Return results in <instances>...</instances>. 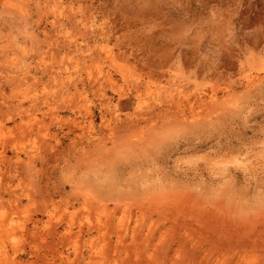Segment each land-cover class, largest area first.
Returning <instances> with one entry per match:
<instances>
[{"label":"rangeland","instance_id":"374dc122","mask_svg":"<svg viewBox=\"0 0 264 264\" xmlns=\"http://www.w3.org/2000/svg\"><path fill=\"white\" fill-rule=\"evenodd\" d=\"M0 264H264V0H0Z\"/></svg>","mask_w":264,"mask_h":264},{"label":"bare ground","instance_id":"6f19581e","mask_svg":"<svg viewBox=\"0 0 264 264\" xmlns=\"http://www.w3.org/2000/svg\"><path fill=\"white\" fill-rule=\"evenodd\" d=\"M252 84V83H251ZM67 232V231H66ZM151 233V232H150ZM150 236V235H149ZM147 239V238H146ZM148 241V240H147Z\"/></svg>","mask_w":264,"mask_h":264}]
</instances>
